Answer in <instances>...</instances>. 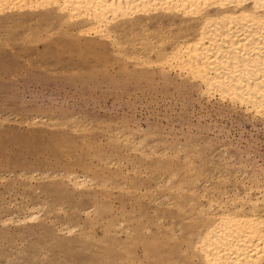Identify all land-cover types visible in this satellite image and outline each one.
I'll list each match as a JSON object with an SVG mask.
<instances>
[{
	"label": "rangeland",
	"instance_id": "1",
	"mask_svg": "<svg viewBox=\"0 0 264 264\" xmlns=\"http://www.w3.org/2000/svg\"><path fill=\"white\" fill-rule=\"evenodd\" d=\"M62 33L36 22L0 31V264H199L187 244L199 229L178 206L194 201L157 188L167 177L158 164L174 160L184 173L190 157L202 193L243 192L264 182V119ZM117 168L123 176L111 175ZM69 173L91 186L76 190ZM105 173L112 178L100 187ZM30 208L42 218L3 222Z\"/></svg>",
	"mask_w": 264,
	"mask_h": 264
},
{
	"label": "bare ground",
	"instance_id": "2",
	"mask_svg": "<svg viewBox=\"0 0 264 264\" xmlns=\"http://www.w3.org/2000/svg\"><path fill=\"white\" fill-rule=\"evenodd\" d=\"M33 22L57 23L63 35L74 33L77 40L103 47L108 44L139 66L157 69L163 76L175 73L185 82H196L200 95L208 102L217 98L264 119V0H0V31ZM137 41L141 47L135 46ZM128 46L133 48L131 52H127ZM161 155L165 158V154ZM173 161L158 164L159 175L167 177L165 185L158 182L157 188L178 203L187 197L194 201L191 208L178 206L182 218L199 229L187 242L199 264H264L263 180L255 178L254 185L243 192L237 186L235 192L231 190L232 196L226 189L215 195L217 188L212 189L214 194H208L213 184L202 193L196 187L202 175L191 158L181 163L184 173L179 166H170ZM109 165L107 172L111 171ZM124 173L117 168L111 175ZM220 176L224 175H219V180ZM67 178L81 192L92 182L73 173ZM110 178L108 174L98 185L106 187ZM201 200L206 204H200ZM36 211L32 209L23 217L17 213L16 218L9 216L2 221L14 225L35 223L41 217ZM59 230L72 232L70 227Z\"/></svg>",
	"mask_w": 264,
	"mask_h": 264
}]
</instances>
